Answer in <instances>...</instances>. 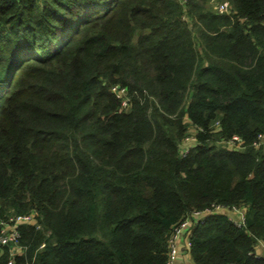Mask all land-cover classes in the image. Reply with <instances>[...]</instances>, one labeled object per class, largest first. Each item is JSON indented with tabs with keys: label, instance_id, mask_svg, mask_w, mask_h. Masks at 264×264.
Here are the masks:
<instances>
[{
	"label": "trees",
	"instance_id": "1",
	"mask_svg": "<svg viewBox=\"0 0 264 264\" xmlns=\"http://www.w3.org/2000/svg\"><path fill=\"white\" fill-rule=\"evenodd\" d=\"M259 134L264 0H0V219L38 220L12 264H167L216 204L245 223L196 224L194 264H264Z\"/></svg>",
	"mask_w": 264,
	"mask_h": 264
},
{
	"label": "built area",
	"instance_id": "2",
	"mask_svg": "<svg viewBox=\"0 0 264 264\" xmlns=\"http://www.w3.org/2000/svg\"><path fill=\"white\" fill-rule=\"evenodd\" d=\"M225 8L222 4L220 9ZM121 95H126L125 89L119 90ZM127 104V99L123 100V105ZM193 142L196 140L194 136H188L183 143V150H188L189 141ZM242 139L238 136H234L228 141L230 148L234 146L242 147ZM255 144L259 147H264V134H259ZM187 146V147H184ZM245 207L237 206H224L221 204L213 205L205 210H193L187 216H185L179 223L172 227L171 233L168 239V262L167 264H176L179 251L181 249V243L183 242L184 232L187 231L186 246L190 250L191 240L190 234L192 228L199 222H204L206 217L212 213H225L228 218L233 221L237 226H242L245 223ZM37 213L30 212L26 214H11L8 217L0 219V245L8 246L10 250V260L8 264H12L14 256L24 250V247L20 244L21 231L20 226L23 224H36ZM39 226V225H38Z\"/></svg>",
	"mask_w": 264,
	"mask_h": 264
},
{
	"label": "crops",
	"instance_id": "3",
	"mask_svg": "<svg viewBox=\"0 0 264 264\" xmlns=\"http://www.w3.org/2000/svg\"><path fill=\"white\" fill-rule=\"evenodd\" d=\"M187 235V231L184 232V236ZM183 236L181 249L178 254V258L176 260V264H194L193 259L190 254V250H188L186 246V237ZM257 255H264V243L261 241L256 246Z\"/></svg>",
	"mask_w": 264,
	"mask_h": 264
},
{
	"label": "rangeland",
	"instance_id": "4",
	"mask_svg": "<svg viewBox=\"0 0 264 264\" xmlns=\"http://www.w3.org/2000/svg\"><path fill=\"white\" fill-rule=\"evenodd\" d=\"M214 3H216L215 1H213ZM120 93H122V92H120ZM122 97H123V100H125L126 98H125V96H124V94L122 95ZM189 143H193V141L192 140H190L189 141ZM184 147H187V146H184Z\"/></svg>",
	"mask_w": 264,
	"mask_h": 264
}]
</instances>
